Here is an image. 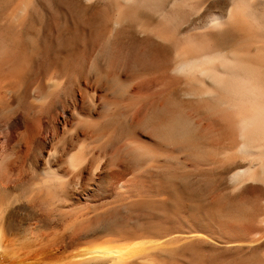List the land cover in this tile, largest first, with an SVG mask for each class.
<instances>
[{
	"label": "bare ground",
	"instance_id": "obj_1",
	"mask_svg": "<svg viewBox=\"0 0 264 264\" xmlns=\"http://www.w3.org/2000/svg\"><path fill=\"white\" fill-rule=\"evenodd\" d=\"M73 1L0 0V264H264V0Z\"/></svg>",
	"mask_w": 264,
	"mask_h": 264
},
{
	"label": "rangeland",
	"instance_id": "obj_2",
	"mask_svg": "<svg viewBox=\"0 0 264 264\" xmlns=\"http://www.w3.org/2000/svg\"><path fill=\"white\" fill-rule=\"evenodd\" d=\"M71 1H73V0H71ZM73 2H75V1H73ZM217 5H219V6H217ZM217 5H215L216 7H221V3H217ZM77 6V5H76ZM97 6V7H96ZM78 7V10L79 11H81L80 13L85 17V18H89L90 16L92 17L93 15H94V12L96 13L98 10H99V6L98 5H95V6H90V8L89 7H85V6H81V7H79V5L77 6ZM85 7V9H81V8H84ZM92 7V8H91ZM82 10H84L83 12H82ZM90 11V12H89ZM86 13V14H85ZM87 16V17H86ZM143 41V42H142ZM142 41H140L139 40V43L141 44V45H145V46H147V48H148V50H149V52H151V53H156V54H158V55H162V54H164V53H171L168 49H165V48H163V47H161V46H159V45H155V44H153V43H151L150 41H146V40H142ZM214 127L218 130L219 129V127L215 124L214 125ZM229 175H230V173H228V172H226V171H217V172H215L213 175H212V181L214 182L215 181V184H216V186L218 187L217 189H216V193L217 192H219V194L221 193V195H224L225 197H228L229 196V194L230 193H228V191L227 190H225V182L228 180V177H229ZM226 179V180H225ZM223 182V183H222ZM219 185V186H218ZM225 193H227V194H225ZM238 198H240V197H243V198H245L248 202L250 201V203H251V205H252V207H253V214L254 213H256V217L257 216H260L261 215V213H262V211L259 209V206H260V203L262 202V195H260L258 192H256V191H254V190H245L244 192H242V194H240L239 196H237ZM255 205V206H254ZM254 208L256 209L255 211H254ZM220 251V250H219ZM228 250H226V251H224V250H221L220 252H222V253H220V254H225V252L227 253V254H230L231 253V251L229 252H227ZM249 253L248 252H246V251H243L242 253L241 252H239V253H237L236 255H238V256H241V257H244V256H247Z\"/></svg>",
	"mask_w": 264,
	"mask_h": 264
}]
</instances>
